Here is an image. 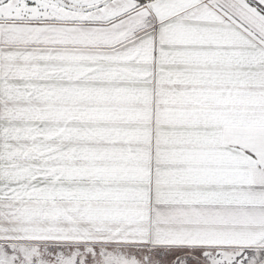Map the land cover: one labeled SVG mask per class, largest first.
<instances>
[{
	"label": "snow or ice",
	"instance_id": "6c2138e0",
	"mask_svg": "<svg viewBox=\"0 0 264 264\" xmlns=\"http://www.w3.org/2000/svg\"><path fill=\"white\" fill-rule=\"evenodd\" d=\"M0 264H264V0H0Z\"/></svg>",
	"mask_w": 264,
	"mask_h": 264
}]
</instances>
